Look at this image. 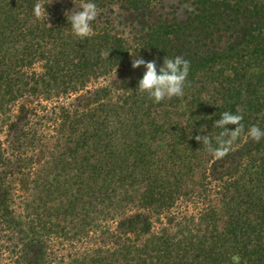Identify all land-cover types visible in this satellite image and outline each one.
<instances>
[{"label":"trees","instance_id":"obj_1","mask_svg":"<svg viewBox=\"0 0 264 264\" xmlns=\"http://www.w3.org/2000/svg\"><path fill=\"white\" fill-rule=\"evenodd\" d=\"M160 1L92 0L80 39L84 0H0V264H264V139L244 143L264 130V0H184L183 21ZM176 56L184 95L156 103L132 61ZM237 108L236 172L212 188L195 137L215 146Z\"/></svg>","mask_w":264,"mask_h":264},{"label":"clouds","instance_id":"obj_2","mask_svg":"<svg viewBox=\"0 0 264 264\" xmlns=\"http://www.w3.org/2000/svg\"><path fill=\"white\" fill-rule=\"evenodd\" d=\"M78 8L79 10L75 8L71 12V15L67 17L68 22L71 24L72 32L80 39L91 37L95 34L92 22L97 19L99 10L92 0H84V2L79 4ZM33 12L36 18L48 15L45 7L39 2L34 5ZM141 66L146 71L139 81V91L147 93L148 97L154 100V102L160 103L165 99L182 97L184 95L190 61L181 56H176L174 59L165 57L163 66L157 71L155 60L146 62L143 58L133 59L132 67L134 69ZM237 113L232 114L225 111L222 113L220 119L214 123L216 128L221 129L220 133L215 137V146L213 145L212 138L207 135L195 137L217 159L225 157L231 151L233 142L244 132L242 109L237 108ZM228 125L234 126V130H228ZM246 135L252 141L259 143L264 139V130L253 125L247 130Z\"/></svg>","mask_w":264,"mask_h":264},{"label":"rangeland","instance_id":"obj_3","mask_svg":"<svg viewBox=\"0 0 264 264\" xmlns=\"http://www.w3.org/2000/svg\"><path fill=\"white\" fill-rule=\"evenodd\" d=\"M159 4H160V7H161L160 8L161 12L166 13V14H170L171 16L176 18L178 21L185 20L187 18V13L192 9L191 5L189 3H186L184 0H162V1H160ZM38 69H40V68H38ZM33 104H36V100L33 101ZM47 104L54 105V102L53 101H48ZM17 112H18V110H17ZM14 113H16V112H14ZM18 113H21V111L18 112ZM7 129L8 128L5 127V130H6L5 133L1 134L2 140H3V142H4V144L6 146H8V141L11 140V133L9 131H7ZM244 138H245L244 143L245 142L246 143L249 142L250 138H248L247 136H245ZM244 149H245V145H244ZM240 151H242V147H236V148L232 149L231 153H228L223 158L217 159L214 156L212 157L213 159H211L210 163H209L210 178L212 179L210 184H212V188L214 187V185L217 184V180L216 179H218V177L220 175H222V173L230 172V173L234 174L236 172L235 168L237 166V161H238V159H236V157L238 156V153ZM227 157L228 158H233L236 161L235 162L231 161V160L227 161ZM222 162H225V164H221ZM233 167H235L234 170H231V168L233 169ZM28 182H29V179L28 178H24L23 181L19 184V186L21 187L20 189H21L22 193L25 192V187H26ZM189 199H193V197H190ZM187 203L188 202H186V204ZM189 205H191V203H189ZM132 216H136V214L133 213ZM165 217L168 218L167 216H165ZM120 221L121 220H119L118 222H120ZM170 221H172V220H170ZM170 221L168 223L166 222V226L172 227V225L170 224ZM185 234L187 235V234H189V232L187 231ZM1 243L4 246H9L10 245V243H8L5 239ZM95 243H98V242H95ZM52 250L54 251V248H52ZM2 251H3L2 252L3 255H5L6 254L5 249L2 250Z\"/></svg>","mask_w":264,"mask_h":264}]
</instances>
